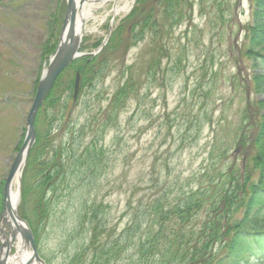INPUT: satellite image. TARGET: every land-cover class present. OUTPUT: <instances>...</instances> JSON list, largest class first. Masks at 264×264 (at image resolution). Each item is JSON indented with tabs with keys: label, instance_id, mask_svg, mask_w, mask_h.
I'll list each match as a JSON object with an SVG mask.
<instances>
[{
	"label": "rangeland",
	"instance_id": "1",
	"mask_svg": "<svg viewBox=\"0 0 264 264\" xmlns=\"http://www.w3.org/2000/svg\"><path fill=\"white\" fill-rule=\"evenodd\" d=\"M223 1L233 6V12L230 7L219 11L212 0H192L189 15L177 27L169 29L159 19L157 37L146 31L143 41H131L132 21L125 23L116 49L104 54L108 67L102 79L85 89L74 103L63 95L61 104L70 117L69 128L77 131L86 126L98 108L107 106L128 71L132 76H145L150 62L160 58L157 81L148 85L143 81L139 97L129 101L116 125L106 131L102 142L107 166L104 173L91 182L84 176L67 178L68 189L58 190L54 197L47 195L48 213L40 225L33 226L32 234L38 256L45 264H67L76 249L83 246L87 232L77 229L79 204L86 200L101 203L109 227L118 234L129 219V202L134 205L138 199L148 201L152 185L166 188L175 175L187 178L216 166L217 159L209 160L212 147L221 148L227 140L232 141L231 128L241 111L246 108L250 116L254 114L256 102L264 96L254 93L252 77L261 74L264 67L258 58L246 56L249 4L247 0H217L216 4ZM0 2L1 192L24 137L35 81L48 60L42 56L43 45L49 42L50 33L56 34V27L59 34L66 0ZM112 6L96 12V21L87 24L81 41L84 53L94 52L107 35L112 17L106 13ZM155 10L161 13V8ZM130 12L114 19L112 33ZM160 45L165 48L161 56L157 52ZM37 129L41 132L42 124ZM51 136H56L50 140L54 146L68 138L67 133L54 130ZM229 149L235 151L237 146L230 144ZM228 155L224 166L232 161L239 164L244 157L240 151L237 159L231 157V151ZM165 169H170L169 174ZM35 173L22 172L20 191L23 178L26 187L35 184ZM136 190L138 193L133 194ZM1 199L0 194L2 203ZM33 202V195H27L23 206L26 218ZM124 263L122 259L113 264Z\"/></svg>",
	"mask_w": 264,
	"mask_h": 264
},
{
	"label": "trees",
	"instance_id": "2",
	"mask_svg": "<svg viewBox=\"0 0 264 264\" xmlns=\"http://www.w3.org/2000/svg\"><path fill=\"white\" fill-rule=\"evenodd\" d=\"M216 1L212 3L219 11L230 7L233 12L228 2L218 5ZM247 1L251 21L246 26V56L258 58L264 67V0ZM191 2L138 0L99 54L75 60L57 78L37 114L36 138L24 169V173L36 172L35 184L28 188L22 179L18 214L27 222L30 217L28 224L34 235L33 226L40 225L48 213L47 195L54 197L58 190L68 189L67 178L84 176L91 182L104 173L107 166L102 142L106 131L116 125L129 101L139 97L143 83L157 81L160 58L150 62L145 76H132L128 71L107 106L98 108L86 126L77 131L69 128L70 117L61 104L64 94L72 100L75 74L80 75L79 96L104 76L108 67L104 54L116 49L125 23L132 21L131 41H143L146 31L157 37L159 19L169 29L177 27L189 15ZM157 8H161L160 14ZM141 14L143 17L133 22ZM53 24L57 25L56 14ZM57 39L56 27V34L50 33L49 42L43 45L44 59L54 52ZM157 52L163 55L164 46H158ZM252 83L254 93L264 96V71L253 75ZM254 109L251 116L246 108L240 112L238 122L231 128L232 141L227 140L221 148L212 147L209 160L217 159L216 166L210 165L187 178L175 175L166 188L152 185L153 194L148 201L128 203L129 219L118 234L109 227L101 203L86 200L79 204L77 229L87 233L83 246L76 249L67 264H113L122 259L124 264H264V99L257 101ZM38 124H42L41 132ZM53 130L67 133L66 142L59 141L54 146L50 141L56 139L51 136ZM230 144L244 153V161L224 166L223 162L230 158L229 151L237 159L238 152L230 150ZM165 171L169 174L170 169ZM30 194L34 202L26 218L23 206Z\"/></svg>",
	"mask_w": 264,
	"mask_h": 264
},
{
	"label": "water",
	"instance_id": "3",
	"mask_svg": "<svg viewBox=\"0 0 264 264\" xmlns=\"http://www.w3.org/2000/svg\"><path fill=\"white\" fill-rule=\"evenodd\" d=\"M66 1H67V8H66L65 16L63 19V24H62L61 31H60L58 45H57V48L54 54L50 57V60L51 58L52 59L54 58L53 64L51 66H48L47 68L49 69L48 75L43 77V74H42L39 79L38 86L35 91L34 99L32 101V105L29 109V112L26 118V130H25V135H24L21 148L10 166L7 178L3 186V192H2L3 211H2L0 221L3 220L6 211H10L15 229L11 230L9 228V231H8L9 232V236H8L9 244L6 250L2 251L0 254V264H6V262H8L7 255L11 248V245L13 244V240L15 239V236H16L15 231H17V233H19L21 236L24 237V240L26 241V245L28 246L27 249L32 251L33 257L36 258V260L40 264H44V262L37 255L33 236H32V233L28 225L26 224L24 220L19 218L16 210L10 209L8 202H9V195L11 192L13 180L16 177V175L18 174L20 175V173L22 172L24 165H25L27 154L29 150L31 149L34 143V140H35L34 121H35V117H36V114L38 112L40 105L42 104L44 98L46 97L48 91L50 90L53 82L55 81L57 76L62 72V70H64V68L73 60L81 56H84V54L78 53L77 51L73 50L71 41L68 42L65 48H61V42H62L63 37L66 34L70 35L71 33L73 17H74L73 15L74 0H66ZM110 33H111V27L109 28L108 35L104 39L102 46L106 43ZM50 60H49V64H50ZM78 83H79V75L76 74L73 97H75L77 94Z\"/></svg>",
	"mask_w": 264,
	"mask_h": 264
},
{
	"label": "bare ground",
	"instance_id": "4",
	"mask_svg": "<svg viewBox=\"0 0 264 264\" xmlns=\"http://www.w3.org/2000/svg\"><path fill=\"white\" fill-rule=\"evenodd\" d=\"M129 1L130 0H74L72 30L70 35L66 34L63 37L61 48H65L68 42L71 41L73 50L77 51L84 34L83 32L84 30H87V24L96 21V12L112 4V9L106 14L115 19L128 12L130 8ZM53 61L54 58H51L49 66L53 64ZM48 73L49 69L45 70L43 72V77L47 76ZM20 179L21 175L18 174L13 180V186L8 202L11 210H16L19 204V196L16 191V186L19 184ZM7 228H10L11 230L15 229L10 211H6L0 224V242L2 243L3 249H6L9 244L8 237L4 235ZM15 233L16 236L7 255L8 262H6V264H40L36 258L32 256L30 250H27L28 246L26 245L24 237L17 233V231H15Z\"/></svg>",
	"mask_w": 264,
	"mask_h": 264
}]
</instances>
